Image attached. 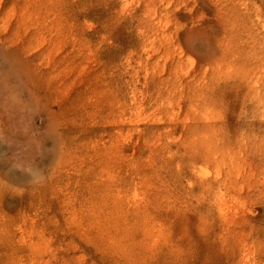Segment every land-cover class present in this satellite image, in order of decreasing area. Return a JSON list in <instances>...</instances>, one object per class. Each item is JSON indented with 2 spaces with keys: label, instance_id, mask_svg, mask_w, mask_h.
Listing matches in <instances>:
<instances>
[{
  "label": "rangeland",
  "instance_id": "rangeland-1",
  "mask_svg": "<svg viewBox=\"0 0 264 264\" xmlns=\"http://www.w3.org/2000/svg\"><path fill=\"white\" fill-rule=\"evenodd\" d=\"M0 264H264V0H0Z\"/></svg>",
  "mask_w": 264,
  "mask_h": 264
},
{
  "label": "bare ground",
  "instance_id": "bare-ground-1",
  "mask_svg": "<svg viewBox=\"0 0 264 264\" xmlns=\"http://www.w3.org/2000/svg\"><path fill=\"white\" fill-rule=\"evenodd\" d=\"M228 47L225 49V52H227ZM4 64V63H3ZM41 92H36L37 95H39ZM46 95V94H45ZM44 96V95H43Z\"/></svg>",
  "mask_w": 264,
  "mask_h": 264
}]
</instances>
